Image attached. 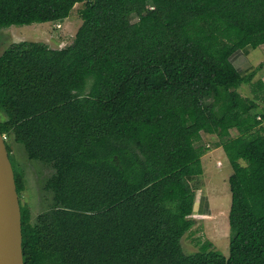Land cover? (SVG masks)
<instances>
[{
  "label": "trees",
  "instance_id": "trees-1",
  "mask_svg": "<svg viewBox=\"0 0 264 264\" xmlns=\"http://www.w3.org/2000/svg\"><path fill=\"white\" fill-rule=\"evenodd\" d=\"M76 3L70 44L0 53L9 160L10 137L53 170L32 221L12 164L23 264H264V83L233 64L264 44V0H0V28L58 22ZM201 132L232 168L227 255L180 243L194 224Z\"/></svg>",
  "mask_w": 264,
  "mask_h": 264
},
{
  "label": "rangeland",
  "instance_id": "rangeland-1",
  "mask_svg": "<svg viewBox=\"0 0 264 264\" xmlns=\"http://www.w3.org/2000/svg\"><path fill=\"white\" fill-rule=\"evenodd\" d=\"M81 3H76L67 18L58 22L32 23L30 25H12L0 28V53L12 43L28 40L43 42L51 48H62L70 44L81 24L79 9ZM244 57L236 63L241 64V73L254 71L251 81H256L264 76V44L255 49L244 51ZM245 58V59H244ZM250 83V82H249ZM242 96H251L252 87L243 83L237 89ZM236 130H231L235 135ZM218 138L215 135H203L202 143H208L210 148L199 158L202 174L189 177L188 183L194 193L203 195L204 202L211 214L206 216H192L195 218L192 228L181 238L180 243L185 254L197 251L204 243L210 242L212 247L224 255L228 254V222L227 215L230 207V191L228 177L232 172L231 165L224 151L218 147ZM11 154L22 167L23 190L21 202L26 204L30 219L34 221L36 216L48 208L51 201V192L45 191L44 184L53 170L41 161L30 160L21 144L13 143L8 138ZM221 162L220 165L216 161ZM12 164L15 162L11 157ZM208 200L206 203V199ZM193 206V205H192Z\"/></svg>",
  "mask_w": 264,
  "mask_h": 264
},
{
  "label": "water",
  "instance_id": "water-1",
  "mask_svg": "<svg viewBox=\"0 0 264 264\" xmlns=\"http://www.w3.org/2000/svg\"><path fill=\"white\" fill-rule=\"evenodd\" d=\"M21 244L19 199L12 164L0 133V264H23Z\"/></svg>",
  "mask_w": 264,
  "mask_h": 264
},
{
  "label": "crops",
  "instance_id": "crops-1",
  "mask_svg": "<svg viewBox=\"0 0 264 264\" xmlns=\"http://www.w3.org/2000/svg\"><path fill=\"white\" fill-rule=\"evenodd\" d=\"M243 54H244V50L241 51V52H239V53H237V54L235 55V57H234V61H233V64H234V66H235L236 68L238 67L239 69H241L242 65H241V64L236 65V63H237L238 61H240L242 57H244ZM244 59H245V58H244ZM261 80H262L263 83H264V76L261 77ZM204 134L209 135V134H207V133L201 132V134H200V143H201V144H203V143H202V138H203V135H204ZM210 135H211V134H210ZM216 145H217V144H216ZM203 146H204L206 149L210 148V145H209L208 143H205ZM217 146H218V147H215V149L220 148L221 150H223L221 145H217ZM206 151H207V150H206ZM217 161H218V160H217ZM217 161H216V162H217ZM205 199H206V198H205ZM207 201H208V200L206 199L205 202L208 203ZM203 202H204V197H203V195L201 196V195H199V194L197 195V193H194L193 206H192V216H193V217H194V216H206V215L211 214V211H210L209 208H208V204H205V209L203 208V206H202Z\"/></svg>",
  "mask_w": 264,
  "mask_h": 264
},
{
  "label": "flooded vegetation",
  "instance_id": "flooded-vegetation-1",
  "mask_svg": "<svg viewBox=\"0 0 264 264\" xmlns=\"http://www.w3.org/2000/svg\"><path fill=\"white\" fill-rule=\"evenodd\" d=\"M3 135V134H2ZM3 138H4V141L6 140V136L5 135H3ZM8 153V152H7ZM10 157H12L13 158V160H14V162H15V164L14 165H16V166H18L21 170H22V167L19 165V163L16 161V159H15V157L11 154V149H10ZM9 158V157H8ZM31 160V159H30ZM37 161H39V160H37ZM22 178H23V175H22ZM21 195V194H20ZM21 199V198H20Z\"/></svg>",
  "mask_w": 264,
  "mask_h": 264
},
{
  "label": "built area",
  "instance_id": "built-area-1",
  "mask_svg": "<svg viewBox=\"0 0 264 264\" xmlns=\"http://www.w3.org/2000/svg\"><path fill=\"white\" fill-rule=\"evenodd\" d=\"M257 119H260V117L258 116V117H257ZM261 124H263V125H264V121H262V123H261ZM216 164H217V165H220L221 163H220V161H217V162H216Z\"/></svg>",
  "mask_w": 264,
  "mask_h": 264
},
{
  "label": "clouds",
  "instance_id": "clouds-1",
  "mask_svg": "<svg viewBox=\"0 0 264 264\" xmlns=\"http://www.w3.org/2000/svg\"><path fill=\"white\" fill-rule=\"evenodd\" d=\"M257 117H258V116H257ZM258 120H260V119H258ZM262 121H264V120H262ZM262 121H261V123H262ZM261 123H260V125H261V126H264V125L261 124ZM207 134H208V133H207ZM218 161H219V160H218ZM220 163H221V162H220ZM193 219H194V221H195V218H193Z\"/></svg>",
  "mask_w": 264,
  "mask_h": 264
}]
</instances>
